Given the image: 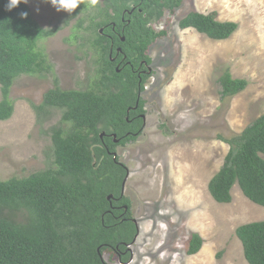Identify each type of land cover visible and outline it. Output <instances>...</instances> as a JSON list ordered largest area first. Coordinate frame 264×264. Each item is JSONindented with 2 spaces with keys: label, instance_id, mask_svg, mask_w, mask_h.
Listing matches in <instances>:
<instances>
[{
  "label": "trees",
  "instance_id": "trees-1",
  "mask_svg": "<svg viewBox=\"0 0 264 264\" xmlns=\"http://www.w3.org/2000/svg\"><path fill=\"white\" fill-rule=\"evenodd\" d=\"M7 2L0 0V120L13 113L15 79L29 75L51 77L53 83L41 102L32 104L37 124L50 121L54 111L59 121L46 130L49 163L26 177L0 180V264H106L103 254L123 250L137 231L129 209L119 207H129L121 195L128 170L114 154L118 144L134 139L131 133L141 123L132 115L126 119L127 107L137 100L136 66L141 60L150 63L149 48L168 34L153 25L173 15L182 0H96L94 6L83 0L68 17L76 20L73 38L90 50L94 67L90 83L79 89L60 87L41 48V40L56 29L42 28L27 4L8 11ZM177 20L179 29H194L213 40L227 39L238 28L235 22L217 20L215 11L191 10ZM110 56L115 61L124 56L130 65L117 72ZM217 83L221 97L235 96L247 86L227 68ZM218 138L229 150L207 184L213 200L231 202L237 184L247 199L264 206V113L240 133ZM235 235L246 262L264 264V220L239 225ZM202 244L200 235L192 233L187 254L197 253Z\"/></svg>",
  "mask_w": 264,
  "mask_h": 264
},
{
  "label": "rangeland",
  "instance_id": "rangeland-1",
  "mask_svg": "<svg viewBox=\"0 0 264 264\" xmlns=\"http://www.w3.org/2000/svg\"><path fill=\"white\" fill-rule=\"evenodd\" d=\"M27 5L42 28L56 29L40 44L60 87H86L94 67L90 50L73 38L76 20L68 21L70 13L44 0ZM191 10L215 11L217 20L235 22L238 28L224 40L179 29L177 19ZM153 27L168 34L149 49L152 76L143 96V130L115 148L128 170L124 196L137 222L128 264H248L235 229L264 220V206L247 199L237 184L231 202H216L207 184L229 150L218 136L236 135L264 113V0H183ZM225 68L233 78L247 81L232 97L219 93L217 79ZM52 85L51 77L15 79L13 113L0 120V180L26 177L49 163L46 130L59 121V113L54 111L40 127L32 104H39ZM192 233L203 244L189 255ZM103 259L120 264L110 251Z\"/></svg>",
  "mask_w": 264,
  "mask_h": 264
},
{
  "label": "flooded vegetation",
  "instance_id": "flooded-vegetation-1",
  "mask_svg": "<svg viewBox=\"0 0 264 264\" xmlns=\"http://www.w3.org/2000/svg\"><path fill=\"white\" fill-rule=\"evenodd\" d=\"M183 2V0H182ZM182 4V3H181ZM181 6V5H180ZM118 49V48H117ZM150 49V48H149ZM111 53V52H110ZM148 54H149V50H148ZM150 56V54H149ZM110 59L111 61L114 63L115 65V69H119L120 70V67H123L124 65H130V62L129 61H124L125 60V57L123 56L120 60H116V58L110 56ZM151 64H152V58L150 56V63H147L146 61L144 60H141L137 63V66H136V71H137V78H138V83H137V90L135 91L137 93V100L134 102V105L132 106H129L127 107L126 109V119L128 118V116L132 115L131 116V119H134V118H140L141 119V123L138 125V130L137 132L135 133H131L132 135H134V139L137 138V136L141 133V131L143 130L142 129V125H143V122L145 121V117H146V112L144 110V102H143V96L146 92V83L149 81V79L151 78L152 76V67H151ZM143 76V77H142ZM143 82V87L142 89L140 88V83ZM140 102H143L142 103V108L141 109H138L139 107V103ZM53 118V114L51 116V119ZM105 135L104 132H102V136ZM134 139H131L127 142H130ZM114 141H118L117 139H114ZM126 142V143H127ZM119 145V144H118ZM114 154L116 155V153L114 152ZM117 156V155H116ZM122 190L124 192V188H123V184H122ZM122 196H124V194L122 193ZM125 197V196H124ZM120 208L122 209H125L126 211L129 209V207L127 205H119ZM130 211V210H129ZM132 222L133 224L135 225L136 227V230H137V222L135 221L134 217H132ZM136 234H137V231H136ZM135 237V236H134ZM135 241V240H134ZM134 242L132 241V243L126 245V247L123 249V250H120L118 252H115V256L118 260V262L120 264H128L132 261L133 259V252L131 250V246H133Z\"/></svg>",
  "mask_w": 264,
  "mask_h": 264
},
{
  "label": "clouds",
  "instance_id": "clouds-1",
  "mask_svg": "<svg viewBox=\"0 0 264 264\" xmlns=\"http://www.w3.org/2000/svg\"><path fill=\"white\" fill-rule=\"evenodd\" d=\"M45 2L50 3L58 12L59 11H66L68 13H72L75 9L78 8V6L80 4L83 3V0H45ZM21 3L28 4L29 0H8L7 4L5 5V8H6V10L11 11L12 9L19 6ZM95 3H96V0H91V4L93 6L95 5ZM20 16H21V18H27L28 13L27 12H21ZM100 32H102V29L100 30ZM120 51H121V49L118 48L117 52H120ZM116 71L119 72V69L117 68ZM123 182H124V180H123ZM123 194H124V192H123ZM136 235H135V237H136ZM135 237L133 239V242H135L134 241Z\"/></svg>",
  "mask_w": 264,
  "mask_h": 264
},
{
  "label": "water",
  "instance_id": "water-1",
  "mask_svg": "<svg viewBox=\"0 0 264 264\" xmlns=\"http://www.w3.org/2000/svg\"><path fill=\"white\" fill-rule=\"evenodd\" d=\"M102 136V135H101ZM127 177L124 178V182H123V188H124V184H125V181H126ZM122 193H123V190H122ZM112 197V195L109 196V198Z\"/></svg>",
  "mask_w": 264,
  "mask_h": 264
}]
</instances>
